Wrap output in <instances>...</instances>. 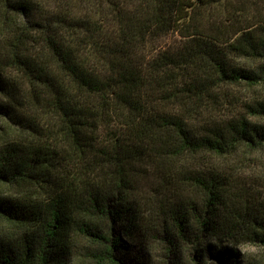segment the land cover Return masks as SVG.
I'll return each instance as SVG.
<instances>
[{
  "label": "trees",
  "instance_id": "1",
  "mask_svg": "<svg viewBox=\"0 0 264 264\" xmlns=\"http://www.w3.org/2000/svg\"><path fill=\"white\" fill-rule=\"evenodd\" d=\"M77 1L0 0V264H73L77 238L94 264L264 250V199L234 178L264 148L249 117L264 100L201 110L221 85L264 82V0H96L110 27Z\"/></svg>",
  "mask_w": 264,
  "mask_h": 264
},
{
  "label": "rangeland",
  "instance_id": "2",
  "mask_svg": "<svg viewBox=\"0 0 264 264\" xmlns=\"http://www.w3.org/2000/svg\"><path fill=\"white\" fill-rule=\"evenodd\" d=\"M92 4V5H91ZM75 5V4H74ZM77 10L79 13L84 14L88 13L91 9H93V16L98 19L101 14V10H108V15H105L106 24L108 26L112 25L114 22V16L110 13V8L106 3L103 2L97 3L96 0H93L90 4L87 5V2L83 0H78L76 2ZM93 6V7H90ZM88 7L90 8L88 11ZM106 14V12L104 13ZM103 14V15H104ZM175 39V35L172 31L164 32L162 34V40L160 43L172 42ZM151 46H146L145 50H149ZM247 63V60H237L238 64ZM257 63H254L256 67ZM213 95L207 97L206 101H203L201 104L202 114L210 117L220 116L219 114H223L225 111L238 114L239 112L242 114H248L249 109L247 108V104H256L257 102L264 100V82L262 81L260 84L255 86H249L245 83L242 84H224L217 87L212 91ZM237 110L236 112H234ZM249 117L251 120L255 122H259L264 124V114L254 115L249 113ZM251 166H245L239 169L238 172L235 173V180L240 181L247 188H249L252 192V196L261 195L258 197L259 200L264 199V187H261L262 182H264V148L256 151L252 155ZM138 176L137 189L140 191L141 195H147L150 197H155L157 192L148 195V193L152 192L151 190L155 186V179L153 175L145 174L144 172L140 173ZM152 203V202H151ZM156 202L150 205L154 206L155 211L157 208ZM158 209V208H157ZM155 214V213H154ZM154 214H151L150 217L153 218ZM156 215V214H155ZM150 250L152 251L153 256L159 257L163 252V244L158 240L150 241ZM89 243L84 238H77V247L76 251L73 253V264H94L88 257L86 256V251L88 250ZM149 247V246H148ZM242 255L239 256L238 262L239 264H244L245 262H249L252 264L260 263L264 264V250L262 247L255 244H243L241 245ZM160 258V257H159ZM215 262V260H214Z\"/></svg>",
  "mask_w": 264,
  "mask_h": 264
}]
</instances>
